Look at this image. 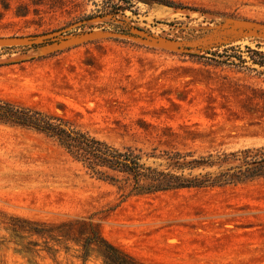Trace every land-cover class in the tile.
<instances>
[{
    "label": "rangeland",
    "instance_id": "374dc122",
    "mask_svg": "<svg viewBox=\"0 0 264 264\" xmlns=\"http://www.w3.org/2000/svg\"><path fill=\"white\" fill-rule=\"evenodd\" d=\"M164 1L0 0V38L22 40L0 46V99L142 153L264 146V69L208 59L264 54V0ZM116 179L0 123V264H110L83 250L89 223L141 264H264V177L156 193Z\"/></svg>",
    "mask_w": 264,
    "mask_h": 264
},
{
    "label": "trees",
    "instance_id": "16d2710c",
    "mask_svg": "<svg viewBox=\"0 0 264 264\" xmlns=\"http://www.w3.org/2000/svg\"><path fill=\"white\" fill-rule=\"evenodd\" d=\"M156 1L166 6L175 5ZM210 55L213 58L208 59L213 64L246 68V63H250L264 69V54L249 47L241 51L237 46H230L222 53ZM0 123L43 134L90 175L103 181H117L116 177L120 176L132 183L134 192L224 187L264 177V146L235 152L215 150L197 157L192 152L161 150L156 153L157 148L142 153L131 146L116 147L100 140L55 114L4 99H0ZM150 158L160 163L150 165L147 163ZM29 231L39 234L41 230L29 228ZM90 244L102 248L110 264H141L109 243L89 223L83 250Z\"/></svg>",
    "mask_w": 264,
    "mask_h": 264
},
{
    "label": "water",
    "instance_id": "95a60500",
    "mask_svg": "<svg viewBox=\"0 0 264 264\" xmlns=\"http://www.w3.org/2000/svg\"><path fill=\"white\" fill-rule=\"evenodd\" d=\"M65 30L63 31H58L59 34L63 33ZM100 36L102 37H123L124 35L119 34V33H114V32H103L102 34H100ZM22 43L21 39H4V38H0V46H7V45H16V44H20Z\"/></svg>",
    "mask_w": 264,
    "mask_h": 264
}]
</instances>
